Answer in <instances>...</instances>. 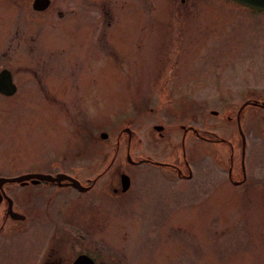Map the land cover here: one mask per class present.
I'll return each instance as SVG.
<instances>
[{"label": "rangeland", "instance_id": "rangeland-1", "mask_svg": "<svg viewBox=\"0 0 264 264\" xmlns=\"http://www.w3.org/2000/svg\"><path fill=\"white\" fill-rule=\"evenodd\" d=\"M148 1L94 0L76 10L68 0H50L43 22L31 17L27 24L26 10L0 0V51L14 34L11 58L1 60H28L22 47L38 39L44 50L35 62H62L42 74L47 95L22 81L16 95L0 97V159L23 164L54 147L76 146L84 159L93 158L89 167L97 172L116 151L103 180L113 183L123 169L132 184L124 210L109 212L107 235L121 238L110 247L126 262L264 264V109L246 103L235 119L245 98L240 92L264 85V11L228 0ZM100 8L107 12L108 41L96 37L95 26L91 43L86 14L94 17ZM54 12L62 15H49ZM60 103L74 111L76 130L63 117L65 134L55 120ZM155 124L162 128L154 130ZM186 126L213 134L201 142L186 132L188 180L123 161L125 151L133 159L180 158ZM124 127L132 135L128 149ZM240 161L245 180L232 185Z\"/></svg>", "mask_w": 264, "mask_h": 264}, {"label": "flooded vegetation", "instance_id": "flooded-vegetation-1", "mask_svg": "<svg viewBox=\"0 0 264 264\" xmlns=\"http://www.w3.org/2000/svg\"><path fill=\"white\" fill-rule=\"evenodd\" d=\"M8 1L12 6L17 8L20 5L23 10L27 11L21 14L22 18L25 17L23 19L26 22L23 19L21 22L27 23L31 17H41L38 24L43 22V16L47 14L42 11L50 3L49 0L44 9L36 10L31 7L33 0ZM93 1L68 0V3L75 4L71 7L79 10L84 5L86 7L94 5ZM149 2L148 0H140V4L144 5L152 4ZM29 9L32 12H29ZM82 13L84 14V12ZM123 13H118V20ZM52 14L62 15L61 12L49 13V15ZM86 15L91 26L89 30L92 32L91 43L93 42L95 26L99 27L96 30V37H101L103 41L105 40L103 38H106L108 41L109 32L105 29L108 22L104 19V17L107 18V12L100 8L94 17L93 14L87 13ZM93 21H98V23L94 25ZM13 36L14 34H11L7 37L5 52L0 51V71L4 70L3 74L7 73L8 75H3L0 83L10 81L12 84L8 86L5 83L4 86L0 85V88H5L6 85L7 90H11V92L0 91V97L16 95L19 82L22 81L26 86L31 85L39 89V94L47 95L48 92L45 88L47 79L42 78V74L51 67H59L62 62L60 60L35 62L34 60L39 58L42 50H44L43 45L38 46L37 39L35 45L22 47L24 52L31 53V58L28 60H26L27 57L23 60L16 59L14 65H7V62L1 59L7 61L8 58H11L9 53L12 52L13 47L8 46V44L12 42ZM3 37L1 34L0 42ZM43 52L45 53V51ZM20 69H24L25 77L20 76L23 73H20ZM27 69L31 72L26 71ZM61 87L60 83H56V88H58V90L55 88L56 95L60 94L58 91ZM240 94L245 97L242 102L249 100L264 101V85L247 87ZM59 105L55 111V120L59 132L62 131L63 117L67 123L64 125L72 128L70 132L74 127L76 130V126L71 123L72 118H74V111L69 110L63 103ZM188 127L183 129L179 138L180 158L162 161L145 155L137 156L134 159L130 157L132 161L127 162L124 154L123 161L133 166L151 167L159 174L164 172L180 181L188 180L191 177V167L185 152L187 148L185 146L186 132L192 133L193 138H197L201 142H209L211 139L207 135H213L206 134L205 130L197 131L193 127ZM131 138V133L126 134V149H128ZM216 140L225 142L223 138L220 139L219 137H215L214 142ZM60 149L61 147H54L49 153L33 157L31 161L26 160L23 164L0 159V264H129L119 256L117 248L110 247L111 243L121 238L107 235L110 229L107 219L110 210H124L123 203L129 200L126 194L132 184L131 176L122 169L115 174L116 178L113 183L109 184V180H103L104 175H106L104 171L115 160L116 151L108 159L105 167L100 168V171L91 172L92 169L89 165H92L93 158H89V161L88 157L84 159L83 150H79L76 146L72 149L69 146L64 151ZM229 166L230 157L228 158L226 174H230L231 168ZM122 173L127 176V187L124 190L121 189L120 183ZM238 173L239 178L229 179L232 185L238 186L244 182L245 173L241 165ZM43 175L47 178L41 177ZM8 178H16V180L2 181ZM50 178H58L59 180ZM69 179L77 181L80 186L74 187L70 184ZM109 186L110 188H108ZM64 194H68L69 197Z\"/></svg>", "mask_w": 264, "mask_h": 264}, {"label": "water", "instance_id": "water-1", "mask_svg": "<svg viewBox=\"0 0 264 264\" xmlns=\"http://www.w3.org/2000/svg\"><path fill=\"white\" fill-rule=\"evenodd\" d=\"M229 1H231V2H233L235 4H238L240 6L246 7L248 9H251V10L264 11V0H229ZM48 2H49V0H33L32 3H31V7L33 9H36V10H42V9H44L47 6ZM3 72H4V70L0 71V79L4 75ZM4 76H8L7 73ZM4 79H6V78L4 77ZM5 83L8 86L11 84L10 81H6ZM5 83H3V84L0 83V85L4 86ZM6 85H5V88H0V91H3L4 93L11 92V90L10 91L7 90ZM246 103H250V104H253V105H258V106H260V107H262L264 109V102L260 103V102H257L255 100L243 101L242 103H240L239 107L236 110V114H235L236 122H237V117H238L239 110ZM209 113L210 114H216L215 111H210ZM152 127L156 131H158V130H160L162 128L161 125H159V124H155ZM188 128H191V127H188ZM122 132H125L127 135H129L130 130L127 127H124V128H122ZM238 132H239V135L241 137V146H240L241 153H240V155H241V158H242V154H243V139H242V135H241V132H240L239 128H238ZM98 136H99L100 139H105L106 133L101 131V132H99ZM125 159H126L127 162H131L132 161L127 151L125 153ZM240 163H241V167H242V162L240 161ZM229 175L230 174H227L228 177H229ZM41 177L47 178V176H44V175L41 176ZM66 178H69V177H66ZM50 179L59 180L58 178H50ZM15 180H16V178H8V179H3L2 181H15ZM69 181H70V184L73 185L74 187L78 188L80 186L78 184V182L73 180V179H69ZM120 183H121V189L122 190L126 189V187H127V176L125 174H123V173L120 175Z\"/></svg>", "mask_w": 264, "mask_h": 264}]
</instances>
